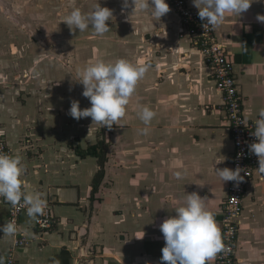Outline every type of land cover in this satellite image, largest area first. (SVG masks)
Here are the masks:
<instances>
[{
    "label": "crops",
    "instance_id": "0c3cea01",
    "mask_svg": "<svg viewBox=\"0 0 264 264\" xmlns=\"http://www.w3.org/2000/svg\"><path fill=\"white\" fill-rule=\"evenodd\" d=\"M69 2L67 16L74 8L87 13L99 4L113 11L110 31L102 36L89 27L79 32L85 39L77 45L79 40L65 37L77 71L121 58L151 67L125 116L100 137L103 125L69 115L73 100L81 109L91 107L84 88L72 87L69 75L76 81L78 74L67 68L69 56L59 58L64 66L58 68L54 56L24 58L18 39L7 33L0 4V134L11 155L22 158L27 191L43 194L55 220L41 232L23 214L18 230L28 242L22 246L0 231L5 264L10 251L20 264H161L160 225L191 193L204 198L222 237L230 181L223 183L216 168L231 169L234 146L223 94L180 15L167 1L170 11L159 20L149 10L134 11L131 0L127 7L124 0ZM258 15H264V0H254L241 16L226 15L214 29L234 63L248 119L264 109V23ZM45 39L52 47L50 35ZM143 106L155 113L147 126L138 116ZM145 127L147 134L141 131ZM99 141L102 159L77 151ZM9 209L0 199V226ZM239 220L237 264H264V172L257 171L248 184Z\"/></svg>",
    "mask_w": 264,
    "mask_h": 264
},
{
    "label": "clouds",
    "instance_id": "9594fccd",
    "mask_svg": "<svg viewBox=\"0 0 264 264\" xmlns=\"http://www.w3.org/2000/svg\"><path fill=\"white\" fill-rule=\"evenodd\" d=\"M253 2L254 0H193L194 6L199 9V18L206 21L203 24L206 30H214L221 25L228 14L241 16ZM131 3L134 11L149 10L158 20L170 11L166 0H131ZM128 4L129 0H124L125 7ZM112 17L113 11L99 4L87 13L80 8H74L64 22L72 30L75 28L84 32L91 27L96 35L102 36L110 31L108 21ZM257 20L264 23V15H258ZM150 67L144 61L133 63L124 58L115 62L97 60L87 64L79 69L78 81L83 85L82 95L89 99L91 107L81 109L79 101L73 100L69 115L76 120L91 117L93 124L111 128L125 116L126 107L137 83L143 79ZM138 116L147 126L155 113L149 107L143 106ZM141 131L147 134L148 128ZM253 135L257 142L252 143L249 148L258 157L259 170L264 172V109L259 111ZM216 172L223 183L239 182L243 179L239 167L235 170L216 168ZM23 173L24 165L19 155L0 153V197L13 207L20 204L26 208L27 216L35 219L44 214L47 202L41 192L27 191V185L22 179ZM174 175L180 179L183 174L176 171ZM0 231H3L4 236L14 237L17 234V225L14 221H8L0 226ZM160 231L165 240L161 264H211L225 247L214 215L206 209L204 198L197 193L187 195L184 205L177 207L175 215L160 225ZM0 264H5L2 256Z\"/></svg>",
    "mask_w": 264,
    "mask_h": 264
},
{
    "label": "built area",
    "instance_id": "2783aa9c",
    "mask_svg": "<svg viewBox=\"0 0 264 264\" xmlns=\"http://www.w3.org/2000/svg\"><path fill=\"white\" fill-rule=\"evenodd\" d=\"M177 11L181 17L185 31L195 39L197 46L210 66L211 77L214 79L217 89L223 94L224 107L229 120V129L233 141V152L231 157V169L237 167L241 169L243 179L239 182L230 181L228 194L225 204L223 218L222 240L224 250L216 256V264H237L236 244L239 232V217L243 211V200L248 184L253 180L255 173L259 170L258 157L250 151L249 146L257 142L253 135L255 121L257 119H248L244 110V98L239 90L238 82L234 72V63L229 58L224 46L217 39L215 31L211 28L206 30L198 16L199 9L193 8L187 0H166ZM0 153L11 155L10 149L0 134ZM3 199V197H0ZM22 204V201L20 202ZM9 215L7 221H14L17 225V234L15 237V246H22L28 242L23 233L18 228L20 219L26 214V208L17 204L13 207L10 203ZM54 216L49 203L44 214L34 219V224L41 231L50 230L54 227ZM6 264H20L10 251L6 258Z\"/></svg>",
    "mask_w": 264,
    "mask_h": 264
},
{
    "label": "rangeland",
    "instance_id": "374dc122",
    "mask_svg": "<svg viewBox=\"0 0 264 264\" xmlns=\"http://www.w3.org/2000/svg\"><path fill=\"white\" fill-rule=\"evenodd\" d=\"M0 4L4 8L3 14L7 21L6 26H8L7 33H12L14 39H18L16 45L21 49L20 54L24 58H27L26 55L30 58L33 54V56L39 54L42 55L40 57L45 58L54 56L56 57L55 64L58 68V66H64L62 62L60 63L59 58L63 57V55H68L67 68L71 71V75L72 73L74 76L78 74L77 67H75L76 60L73 57L75 53L73 50H67L65 46L67 43L64 40L65 37L66 40L71 37L74 43L75 40H79L75 43L77 45L78 42H82L85 38H81L78 35V29L75 30L73 28L72 30L64 22L71 6L69 0H2ZM49 13L50 15L48 16ZM49 35L51 41H53L52 47H49L48 40L45 39ZM63 59L65 60V58ZM69 78L72 81V87L83 88V85L78 81V76L76 81L70 75ZM107 128L106 126H100V130H98L100 137H105L104 133H106Z\"/></svg>",
    "mask_w": 264,
    "mask_h": 264
},
{
    "label": "trees",
    "instance_id": "16d2710c",
    "mask_svg": "<svg viewBox=\"0 0 264 264\" xmlns=\"http://www.w3.org/2000/svg\"><path fill=\"white\" fill-rule=\"evenodd\" d=\"M102 145L101 141H99L98 143H96L95 145H92L89 147V149L87 151H81L80 149H77V151L79 152V154L81 155H92V156H97L99 158L100 155H101V152L99 150L100 146ZM102 159V158H101ZM96 192V184L94 186V189H93V194ZM94 197V196H93Z\"/></svg>",
    "mask_w": 264,
    "mask_h": 264
}]
</instances>
